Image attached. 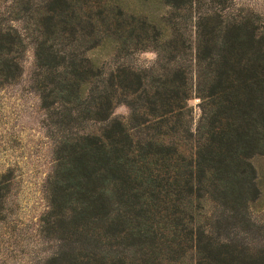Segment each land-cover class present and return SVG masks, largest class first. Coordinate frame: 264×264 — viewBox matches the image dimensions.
<instances>
[{
  "label": "trees",
  "instance_id": "trees-1",
  "mask_svg": "<svg viewBox=\"0 0 264 264\" xmlns=\"http://www.w3.org/2000/svg\"><path fill=\"white\" fill-rule=\"evenodd\" d=\"M167 1L180 5L183 0ZM123 4L122 0H48L45 7L40 24L45 40L36 53L44 104L61 103L70 120L76 113L77 119L90 117L104 124L94 134L66 141L68 152L60 168L69 184L62 189L60 202L75 205L79 232L87 236L93 225L99 226L101 238L115 227L123 234L132 229L131 223L137 224L145 252L131 264H180L189 253L195 259L192 264H235L233 251H222L225 245L207 237L199 211L205 209V189L215 180L226 182L227 196L240 206L255 209L262 203L264 182L253 160L264 157V36L251 30L249 23H226L219 15H205L196 23L195 60L199 67L205 66L199 97L212 102L203 109L197 140L186 149L170 140L185 127L169 119L186 110L183 99L190 95L186 71L180 73L184 82L176 85L169 80L153 91L129 69L105 75L95 62L78 61L76 55L56 48L65 33L73 36L84 28L95 49L105 44L125 48L129 36L138 38L132 46L138 50L146 47L149 37L161 47L180 43L167 44L169 26L164 21L129 13ZM21 48L18 32L0 29V83L21 75ZM136 94L144 115L157 113L158 136L146 143L136 141L123 122L111 123L116 105L127 103L126 95ZM185 132L195 137L191 129ZM114 198L132 211L113 218ZM71 264L90 263L79 258Z\"/></svg>",
  "mask_w": 264,
  "mask_h": 264
},
{
  "label": "rangeland",
  "instance_id": "rangeland-1",
  "mask_svg": "<svg viewBox=\"0 0 264 264\" xmlns=\"http://www.w3.org/2000/svg\"><path fill=\"white\" fill-rule=\"evenodd\" d=\"M122 1L129 13L164 21L169 26L167 44L173 40L180 43L175 48L161 47L149 37L146 47L138 50L132 49L138 38L129 36L125 48L116 50L105 44L95 49L84 28L73 36L65 33V39L56 41V48L68 56L76 55L78 61L85 58L95 62L104 68L105 75L119 68L129 69L153 91L169 80L176 85L184 82L180 73L186 71L190 94L183 99L186 110L169 119L172 123L181 121L185 127L172 134L171 142L189 149L203 127L205 104L212 102H203L199 97L203 82L200 74L205 66L199 67L195 60L196 23L205 15H219L226 23H249L251 30L255 28L264 36V0H188L187 5L184 0L180 5L167 0ZM46 5L48 0H0V29L18 32L23 41L19 53L21 75L0 83V264H71L79 258L90 264H119L120 260L131 264L143 258L145 252L137 224L131 223L128 228L132 229L123 234L115 227L108 234L103 232L101 238L99 226L93 225L87 236L79 232L75 205L60 202L62 189L69 184L60 168L68 152L66 141L94 134L104 124L90 117L77 119L76 113L70 120V112L61 103L47 107L43 102L40 83L44 79L39 75L36 53L39 43L45 40L40 24ZM92 88L88 89V98ZM139 96L126 95L127 103L116 105L111 123L123 122L136 141L146 143L158 136V118L156 112L144 115ZM188 128L195 133L194 138L185 132ZM253 162L264 182V157ZM205 190V209L199 211V224L207 230V237L225 245L222 251H233L235 264H240L237 259L264 264V191L261 205L254 209L231 200L224 180L212 181ZM113 205V218L132 211L115 198ZM192 260L189 253L180 264H192Z\"/></svg>",
  "mask_w": 264,
  "mask_h": 264
}]
</instances>
